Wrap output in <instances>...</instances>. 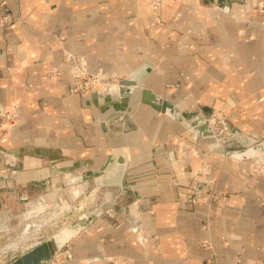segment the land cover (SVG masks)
Returning a JSON list of instances; mask_svg holds the SVG:
<instances>
[{
    "label": "crops",
    "instance_id": "obj_1",
    "mask_svg": "<svg viewBox=\"0 0 264 264\" xmlns=\"http://www.w3.org/2000/svg\"><path fill=\"white\" fill-rule=\"evenodd\" d=\"M258 6L264 0H163L156 12L148 0H0V19L11 17L0 24V111L17 115L0 126V204L101 207L59 264H264V179L182 125L226 118L264 137ZM75 68L150 91L178 120L139 103L124 123L128 86L73 94ZM203 165L227 194L221 204L180 198ZM6 211L12 222L17 210Z\"/></svg>",
    "mask_w": 264,
    "mask_h": 264
},
{
    "label": "rangeland",
    "instance_id": "obj_2",
    "mask_svg": "<svg viewBox=\"0 0 264 264\" xmlns=\"http://www.w3.org/2000/svg\"><path fill=\"white\" fill-rule=\"evenodd\" d=\"M162 1L163 0H161L160 4L162 3ZM253 10L258 15H264V6L255 7ZM5 16H8L9 20L4 24L2 20ZM10 20V15L8 13H5L0 19V24L6 25L10 22ZM106 80L115 82L117 83V85L121 82V80L117 78H110ZM165 88L167 90H171L172 86H168ZM209 118L210 121L207 120L209 125L208 133H211L209 136H202L199 132H195V123L191 126H186L184 124L182 125L186 128V130H190V133L195 135L196 138L201 137L204 140L213 139L215 144H217V146L219 147L222 155L228 158L237 159L249 163L251 166L252 177L257 179H264V154L259 155L254 159H239L231 156L233 151L243 152L244 150L249 148H257L261 143L264 142V137L244 134L224 117H222L224 119H218L217 117ZM173 119L178 120L175 117ZM203 122H200L198 124L200 125ZM135 130H137V127L133 129V131ZM213 184L214 182L209 173V167L207 165H203L201 168L193 172V182L186 188V191L180 193V198H182L189 205H195L197 203H206L208 205L221 204L225 201L227 194L219 191H214ZM44 191L47 192L46 189H44ZM16 203L17 202L15 200L7 199L0 204V264H7L11 256L19 255L20 251L27 245L45 239L48 236L55 234L62 228L75 226L79 223V217H81L86 211L93 208H101L98 200H95V202L90 207H88L89 204L86 205V201H73L67 198H58L51 203H47L45 199H31V204L33 205H29V207L25 211H23L24 213H22V211H20V206H18ZM9 207L17 211L16 213H13L16 218L12 222L8 221L10 222L8 224L6 219H8L10 215L8 211L4 213V210ZM97 219L99 218L96 217L94 222H96ZM89 227H87L77 237L82 235ZM223 240L226 241L225 238H223ZM69 244H67L57 254L59 262H57L56 264L68 261L72 258L71 253L67 249ZM205 244V246H210L209 243ZM66 253L70 254L71 258L63 259V255H65ZM57 255L51 258L45 264H52V262L56 260Z\"/></svg>",
    "mask_w": 264,
    "mask_h": 264
},
{
    "label": "water",
    "instance_id": "obj_3",
    "mask_svg": "<svg viewBox=\"0 0 264 264\" xmlns=\"http://www.w3.org/2000/svg\"><path fill=\"white\" fill-rule=\"evenodd\" d=\"M132 84L127 81H121L112 90L103 92L104 94H111L113 90L121 91L128 86V106L122 111L124 123H128L132 114L137 109V104H145L158 112H162L170 117H176V112L173 107L166 101H163L160 97L153 95L148 90H142L133 88ZM130 86V87H129ZM136 127L132 128L135 129ZM208 122L204 121L201 125L195 127L194 131L199 132L202 136H209ZM264 154V142L257 148H249L242 151H233L232 155L239 159H254L259 155ZM110 162V160H108ZM107 162V165H108ZM101 217L100 209H91L86 211L81 217H79V223L75 226H69L60 229L55 234L48 236L45 239L36 241L24 247L20 254L11 256L7 264H45L51 258L56 256L67 244L73 241L80 233H82L87 227L93 224L95 218Z\"/></svg>",
    "mask_w": 264,
    "mask_h": 264
},
{
    "label": "built area",
    "instance_id": "obj_4",
    "mask_svg": "<svg viewBox=\"0 0 264 264\" xmlns=\"http://www.w3.org/2000/svg\"><path fill=\"white\" fill-rule=\"evenodd\" d=\"M148 2L150 8L153 11H157L161 0H148ZM8 20L9 17L5 16L2 22H4L5 24L6 22H8ZM70 59L71 57L67 56V60ZM115 86H117V83L100 78V75L98 73H90L75 68L70 92L80 95H84L93 91L107 92L112 90ZM16 121L17 115L14 112L8 110L0 111V126L2 127V129H7L8 127L14 125ZM63 256V259L71 258V255L67 253ZM57 262H59L58 255L56 257V260L53 261L52 264H56Z\"/></svg>",
    "mask_w": 264,
    "mask_h": 264
}]
</instances>
